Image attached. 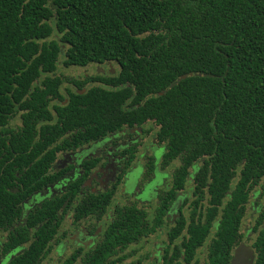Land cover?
Returning a JSON list of instances; mask_svg holds the SVG:
<instances>
[{"label":"trees","instance_id":"trees-1","mask_svg":"<svg viewBox=\"0 0 264 264\" xmlns=\"http://www.w3.org/2000/svg\"><path fill=\"white\" fill-rule=\"evenodd\" d=\"M62 56L69 67L115 62L120 72L107 78L110 88L69 92L65 104L63 85L82 86L56 75ZM18 116L22 126L11 129ZM146 121L170 158L181 157L182 188L199 165L194 182L209 194L207 216L222 211L208 264H230L252 192L264 197V0H0V251L22 250L10 264H39L64 205L47 198L24 213L50 180L56 155L45 149ZM89 204L103 206L97 197ZM137 227L124 222L120 239ZM190 232L196 249L210 226ZM256 250L255 264H264V229Z\"/></svg>","mask_w":264,"mask_h":264},{"label":"flooded vegetation","instance_id":"flooded-vegetation-1","mask_svg":"<svg viewBox=\"0 0 264 264\" xmlns=\"http://www.w3.org/2000/svg\"><path fill=\"white\" fill-rule=\"evenodd\" d=\"M113 65L119 67L116 73ZM89 66L98 68L97 72L82 81L75 80L81 89L69 81L63 85L65 104L69 102V92L85 95L92 89L110 88L107 78L120 72L115 62ZM127 108L130 109V104ZM158 130L154 123L146 121L141 126L124 125L89 143L70 140L65 149L59 141L45 149L56 155L46 174L50 180L44 191H36L23 205L24 213L29 215L47 198H61L64 205L56 212L51 229L54 235L45 253L40 254L39 264H200L199 254L206 255L205 264H208L209 254H216L213 245L222 211L216 219L208 218L209 194L205 191L201 197L194 182L199 165L190 169L182 188L178 177L182 159L170 158L169 144L160 139ZM135 176L137 182L129 191L128 182ZM93 197L104 207L96 211L92 207L86 209ZM263 204L261 193L253 191L240 224L241 239L230 253V264L236 254H246L247 263H256V242L264 229V223L259 220ZM250 212L253 214L247 220ZM124 222L138 227L123 240L119 226ZM114 224V241L105 246V249L110 246L109 252H104L100 247L108 240L107 231ZM246 224L250 227L245 228ZM201 225L210 226V233L204 245L194 249L195 244L189 245L193 237L190 231L193 226ZM6 236L0 235V246ZM21 251L17 254L0 251V264H10ZM187 252L194 254L193 257H187Z\"/></svg>","mask_w":264,"mask_h":264},{"label":"rangeland","instance_id":"rangeland-1","mask_svg":"<svg viewBox=\"0 0 264 264\" xmlns=\"http://www.w3.org/2000/svg\"><path fill=\"white\" fill-rule=\"evenodd\" d=\"M64 57L62 56L60 64L58 65V71L57 76L65 79H74L78 81L84 80L86 77L92 76L97 72V69L95 66H89L87 68H81V67H66L64 65ZM107 70V69H106ZM112 70L116 73L119 71V67L113 65ZM22 125V121L20 116L16 117L12 122L10 127L13 129L19 128ZM139 176V173H138ZM137 176V177H138ZM136 177V176H135ZM137 177L135 179L130 178L129 180V186L128 190L131 191L135 187V183L137 182ZM256 204H258V199L256 200ZM253 206H255V201H253ZM255 213V212H254ZM252 212L248 214L247 220H250V217L252 216ZM250 227V225H245V228ZM1 241V239H0ZM147 251V248H146ZM198 259L200 260V264H205L206 262V255L205 254H199Z\"/></svg>","mask_w":264,"mask_h":264},{"label":"water","instance_id":"water-1","mask_svg":"<svg viewBox=\"0 0 264 264\" xmlns=\"http://www.w3.org/2000/svg\"><path fill=\"white\" fill-rule=\"evenodd\" d=\"M253 262L246 261V254H236L232 264H252Z\"/></svg>","mask_w":264,"mask_h":264}]
</instances>
